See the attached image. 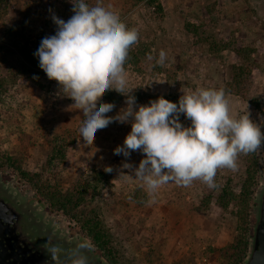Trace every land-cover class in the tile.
I'll return each instance as SVG.
<instances>
[{
	"label": "rangeland",
	"instance_id": "374dc122",
	"mask_svg": "<svg viewBox=\"0 0 264 264\" xmlns=\"http://www.w3.org/2000/svg\"><path fill=\"white\" fill-rule=\"evenodd\" d=\"M87 2L94 5L96 0ZM103 4L118 11L121 20L138 31V42L129 50L137 61L131 64L134 58L128 56L125 62L128 87L133 89L130 95L141 93L137 106L149 104L148 94L180 98L184 92L198 88L224 89L230 81L231 49L249 47L254 52L251 95L258 105L226 96L234 116L249 113L264 131V0H155L151 6L132 0H103ZM11 6L8 15L0 19V47L7 44L13 51L6 65L0 56V162L5 155L15 156L24 171L44 173V180L51 181V185L59 182L64 188L78 175L109 174V183L100 190L97 201L112 241L114 264H143L145 260L150 264H228L219 253L208 250L224 248L237 234L238 221L232 214L236 208L230 206L224 211L213 203L209 211H195L204 193L205 183L200 180L189 186L169 182L150 193L135 178L133 169L122 167L125 162L138 167L145 154L139 150L132 151L128 158L114 154L131 131V121H113L94 133L92 143L83 142L78 133L82 112L72 106V99L59 94L58 83L42 69L18 74L14 67L18 61L15 48L24 43V38H6V30L18 25L31 41L54 35L57 26L51 17L54 14L67 21L73 15L71 0H13ZM188 24L194 25V32L186 29ZM221 43L229 44L231 49L218 51ZM161 49L166 52L163 66L155 63ZM112 92L123 98L107 116H115L126 107V97ZM180 115L181 124L190 126V120ZM18 128L36 136L60 129L65 142L74 141L67 149L66 161H55L44 170L49 148L39 143L19 146L14 135ZM256 154L259 169L244 260L253 235L257 193L264 182V144ZM237 165L235 171L218 169L215 176L220 188L228 187L236 195L248 167L244 154L238 156ZM107 167L113 170L106 172ZM0 188L25 207L31 220L43 224L42 229L51 240L71 244L86 239L92 244L95 257L113 264L74 220L39 197L19 172L0 167Z\"/></svg>",
	"mask_w": 264,
	"mask_h": 264
},
{
	"label": "clouds",
	"instance_id": "9594fccd",
	"mask_svg": "<svg viewBox=\"0 0 264 264\" xmlns=\"http://www.w3.org/2000/svg\"><path fill=\"white\" fill-rule=\"evenodd\" d=\"M71 3L73 15L67 21L52 15L56 32L41 40L34 55L47 77L58 83L59 94L72 99V106L82 112L78 133L83 142L92 143L94 133L113 121H131V131L114 154L125 158L132 151L145 154L138 167L128 162L122 167L133 169L135 178L150 193L169 182L189 186L200 180L216 187L218 169L235 171L240 154L254 152L264 144V131L249 113L239 117L231 113L223 88L184 92L178 103L161 96L137 106L135 96L130 95L133 89L128 87L125 62L131 46L138 42V31L129 28L118 11L105 6L103 0L94 5L87 0ZM165 61L166 52L161 49L155 63L163 66ZM108 90L126 97V107L115 116L106 115L115 107L113 103H97ZM180 114L190 120V126L181 124ZM112 170L105 168L106 172ZM92 247L86 239L80 241L69 255L70 264H88L84 253ZM46 250L53 261L58 260V246Z\"/></svg>",
	"mask_w": 264,
	"mask_h": 264
},
{
	"label": "trees",
	"instance_id": "16d2710c",
	"mask_svg": "<svg viewBox=\"0 0 264 264\" xmlns=\"http://www.w3.org/2000/svg\"><path fill=\"white\" fill-rule=\"evenodd\" d=\"M137 3H144L147 5L154 4L155 0H132ZM13 0H0V19L6 17L12 8ZM72 6L71 10L73 9ZM161 8V7H160ZM187 30L194 32V25L188 24L185 26ZM25 29L18 25H13L6 30V38L19 39L24 38V43L17 48L18 61L14 65L18 74H26L28 71L35 68L40 70L38 57L34 55L42 37L31 41L25 36ZM218 47V51H224L231 49L229 44L221 43ZM215 47V45H214ZM232 62L229 65L230 81L225 85L226 95H232L239 97L245 101L254 102L258 105L256 99L251 95L252 87V59L251 56L254 53L249 47H237L236 50H232ZM130 53V52H129ZM9 55H13L11 46L3 44L0 47V56L5 65L8 62ZM134 58L135 55L128 54ZM137 58L132 60V63H136ZM2 63V62H1ZM160 71H163L159 68ZM165 71V70H164ZM136 102H139L141 95L140 91L134 92ZM150 95V96H149ZM165 99L178 103L179 99L176 95H161ZM160 95L148 94L149 101L156 100L161 97ZM123 97L114 94L112 90L105 92L97 103L103 101L108 103L118 104ZM182 119V115L179 116ZM185 117V116H184ZM183 117V118H184ZM60 129L44 132L40 136H36L34 132H26L23 129L18 128L14 135L19 143V146L23 145H36L39 143L41 146H47L49 148L46 156L47 166L51 167L55 161L58 163H64L67 157V149L74 144L73 142H65L60 133ZM38 131V130H37ZM72 137L71 134H69ZM4 161L0 162V167H9L20 173L21 177L31 185L36 191L37 195L47 201L50 206L64 213L65 216L74 220L81 229L86 233L89 239L97 246L100 252H102L110 263H115L112 258L113 245L109 232L104 224L101 215V208L97 201V195L101 189L107 187L109 183V174L100 172H92V176H76L67 188H64L61 183L57 185H51V181L45 179L44 173H37L33 171H24L22 164L15 156L5 155ZM60 161V162H59ZM244 162L248 167L245 170V175L240 182V193L236 195L228 187L220 188L217 179H215L216 187L210 188L207 184L204 186V193L199 204L196 205L195 211L206 212L211 208V204L215 203V206L221 210H228L230 206L236 208L232 213L238 221V232L231 237V240L224 248H209L208 252L219 253L220 257L228 260V264H241L244 261L248 250L249 238L251 234V205L254 193V187L257 182V173L259 169V161L257 159L256 151L244 154ZM219 192L217 193V191ZM143 264H150L148 260L143 261ZM182 264V263H180Z\"/></svg>",
	"mask_w": 264,
	"mask_h": 264
},
{
	"label": "water",
	"instance_id": "95a60500",
	"mask_svg": "<svg viewBox=\"0 0 264 264\" xmlns=\"http://www.w3.org/2000/svg\"><path fill=\"white\" fill-rule=\"evenodd\" d=\"M256 203L253 235L243 264H264V182L257 193ZM29 218L31 219V215L25 207L18 204L7 190L0 188V264H31L32 256L48 257L42 253L43 251L39 252L34 245L35 241L30 240L31 237L25 234L29 231V227L42 231L43 224ZM45 239H47L46 236L44 241ZM55 241L58 242V240ZM62 243V247L72 250L78 244L75 242L68 244L64 241ZM84 254L88 257V264H105L93 255L92 250Z\"/></svg>",
	"mask_w": 264,
	"mask_h": 264
},
{
	"label": "flooded vegetation",
	"instance_id": "af4514ba",
	"mask_svg": "<svg viewBox=\"0 0 264 264\" xmlns=\"http://www.w3.org/2000/svg\"><path fill=\"white\" fill-rule=\"evenodd\" d=\"M29 220H31L29 218ZM23 227V225H21ZM42 231H39L36 229H34L33 227H29V231H26L25 234H28L31 238L30 240H34V245L36 247V249L39 252H42L46 255H48L47 258H43L40 257L39 255L36 256H32L31 258V264H70V260H69V255L72 251V249H69L67 247H62V242L58 241L56 242L55 240H51L48 237V234L44 232L43 229H41ZM46 236L47 239H45L44 241V237ZM44 241V243H42ZM21 244V243H20ZM52 245L58 246L60 248V253L58 260L53 261L50 258V254L47 252V248L51 247ZM34 251V249H33Z\"/></svg>",
	"mask_w": 264,
	"mask_h": 264
}]
</instances>
